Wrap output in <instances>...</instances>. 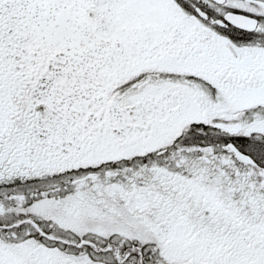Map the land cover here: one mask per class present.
<instances>
[{
  "label": "snow or ice",
  "instance_id": "obj_1",
  "mask_svg": "<svg viewBox=\"0 0 264 264\" xmlns=\"http://www.w3.org/2000/svg\"><path fill=\"white\" fill-rule=\"evenodd\" d=\"M0 264H264V0H0Z\"/></svg>",
  "mask_w": 264,
  "mask_h": 264
}]
</instances>
